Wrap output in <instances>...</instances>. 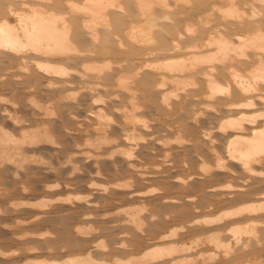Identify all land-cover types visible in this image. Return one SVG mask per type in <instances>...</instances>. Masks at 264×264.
<instances>
[{
	"label": "rangeland",
	"instance_id": "374dc122",
	"mask_svg": "<svg viewBox=\"0 0 264 264\" xmlns=\"http://www.w3.org/2000/svg\"><path fill=\"white\" fill-rule=\"evenodd\" d=\"M2 55L0 132L18 140L19 146L7 151V145L0 144V264L64 261L68 257H82L87 251L107 255L110 252L112 257L128 260L141 257L155 246L167 245L190 247L183 257H174L191 258L195 264H261L264 225H257L255 237L245 235L238 244H234L230 229L252 219L264 221V212L202 223L206 218L213 220L243 205L264 201V160L260 166H254L262 175L245 173L238 162L229 158L226 142L233 134H221L217 129L223 116L230 114L222 116L221 101L214 102L216 108L209 110L204 106L208 102L191 100L188 94L194 89L187 87L184 93L188 96L179 92L178 98L170 97V102L178 103L185 112L173 105L174 113H167L163 107L158 109L161 104L152 89L156 97L150 98L155 104L143 107L147 100L142 99L148 95L144 92L151 91L152 82H159L153 71H146L154 79L147 76L143 98L141 89L137 94L143 104L136 113L140 117L138 124L134 122L137 130L129 125L134 127L133 131L126 130L127 125L119 123L124 118L123 110L120 114L121 104L125 103L121 91H112L118 97L105 89L94 94L80 90L75 83L71 91H77L72 92L71 99L65 97L60 102L62 95L44 85L47 78L33 65L22 71L16 67L15 59L9 56L5 62L7 56ZM98 58L91 61L100 62L102 59ZM115 59L118 56L111 61ZM154 59L150 61L157 63L158 59ZM90 95L99 96L103 104L95 103L99 106L95 107ZM120 99H124L122 103ZM182 100L187 104L183 106ZM43 106L45 111L48 108L47 112L41 111ZM97 107L103 109V118L97 119ZM193 113H200L199 117ZM97 125H102L103 131L96 130ZM98 137L104 143L100 144ZM219 160L225 168L217 167ZM173 230L175 236L164 238ZM213 234L220 239L214 245ZM99 244L107 249H99Z\"/></svg>",
	"mask_w": 264,
	"mask_h": 264
},
{
	"label": "bare ground",
	"instance_id": "6f19581e",
	"mask_svg": "<svg viewBox=\"0 0 264 264\" xmlns=\"http://www.w3.org/2000/svg\"><path fill=\"white\" fill-rule=\"evenodd\" d=\"M0 53L4 54L3 57L7 56L5 62L10 57L15 59L13 61H16V67L21 68L22 71L29 64L33 65L39 74L47 78L45 81L47 84L44 85H48V88L53 87L62 95L61 99H58L60 102L65 97V99H71L73 93L77 91H71L75 83H78L77 88L79 87L80 90H88L94 94L104 89L111 92L121 91L120 96L124 95L126 101L124 99L119 101L125 102L120 103L123 106L120 109V112L123 110V115L122 112L117 111L124 117L119 123H123L124 126H135L136 130L140 120L136 113L143 104V107L151 104L153 98L157 96L159 101L155 99L156 103L158 101V104H161L158 109L163 107L167 113L171 111L174 113L173 105L177 108L179 104L176 103L177 106L171 103L170 97L178 98L179 92L184 93L187 87H191L194 89L191 91L192 94L186 92L192 98L191 100L195 98L208 102L203 105L209 110L216 108L214 102L221 101L222 116L225 113L232 114L223 116L222 121L217 125L221 134L225 132L233 134L226 142L229 158L238 162L245 173L263 175L256 171L254 166H260L264 160V0H0ZM97 56L98 60L102 59V62L91 61ZM116 56L118 59H115V62L111 61ZM150 59H158L156 60L158 62H152ZM159 59L162 61L159 62ZM77 63L81 66H77ZM146 71H153L152 73H155L159 79L158 83L154 81L156 84L152 82L153 86L150 85L149 93H147L148 90L144 92L142 88L147 85V79L152 74ZM151 78L154 79L152 76ZM140 89L141 93L143 91L146 95L148 94L147 96L144 94L146 99L142 100L147 102L143 104L137 96ZM104 94L101 96L104 97ZM117 95L112 96L118 97ZM141 95L143 98V93ZM188 95L184 93V97ZM151 96L153 98H150ZM91 97H93L91 101L94 106H98L95 103L99 102L101 105L100 102H103L99 96ZM182 101L184 106L185 100ZM39 106L38 110H40ZM176 108L175 110L178 111L183 110L182 107H179L180 110ZM41 109L45 111L44 106ZM102 110L98 108L97 112L95 111L97 119L103 118ZM193 114L199 117L200 113ZM101 126L97 125L94 128L103 131ZM127 126L126 130L130 128ZM98 138L97 141L100 144L104 143L102 137ZM2 143L7 145V151L15 150L19 146L18 140L0 132V144ZM2 153L5 154L4 151ZM7 160L10 159L7 158ZM217 167L225 168L220 160ZM260 212H264V201L243 205L239 209L222 214L221 217L216 216V219L213 217V220L206 218L208 220L204 219L202 223L210 224L223 221L225 218H235L244 213L259 214ZM252 220L248 224L241 225L242 227L238 225L239 227L230 229L234 244H238L245 235L255 237L257 225L260 223L264 225V221ZM139 225L138 222L137 228ZM216 234L212 235H215L212 237V243L215 242V244L220 240L216 239ZM175 235L174 231L163 236L169 238ZM98 246L103 251L107 249L104 244ZM189 249L190 247L180 248L174 245L155 246L141 257H131L128 260H122L117 255L112 257L110 252L109 255L104 254L102 250L99 254L97 251L96 254L93 252L95 255L87 251L82 257H68L64 261L43 259L28 263L195 264L196 261L189 257V259L184 257L180 260L174 257L178 254L183 257L182 254ZM261 264H264V260Z\"/></svg>",
	"mask_w": 264,
	"mask_h": 264
}]
</instances>
